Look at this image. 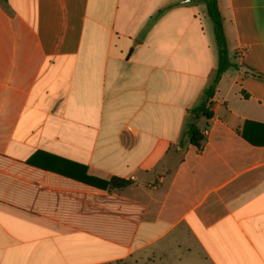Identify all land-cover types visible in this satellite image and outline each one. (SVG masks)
Here are the masks:
<instances>
[{
	"label": "crops",
	"instance_id": "1",
	"mask_svg": "<svg viewBox=\"0 0 264 264\" xmlns=\"http://www.w3.org/2000/svg\"><path fill=\"white\" fill-rule=\"evenodd\" d=\"M218 5L207 118L202 0H0V264H264V0Z\"/></svg>",
	"mask_w": 264,
	"mask_h": 264
},
{
	"label": "trees",
	"instance_id": "2",
	"mask_svg": "<svg viewBox=\"0 0 264 264\" xmlns=\"http://www.w3.org/2000/svg\"><path fill=\"white\" fill-rule=\"evenodd\" d=\"M205 2L207 5L208 14L212 17L214 23L215 40L218 51L217 72L213 84L205 90V100L197 109L194 110V114L197 117L203 115L204 117L210 118L212 116V113L209 110L210 106L208 105V102L214 96L217 86L224 73L231 67H233L234 64L231 62L229 57L227 38L223 26V17L219 9L218 0H205ZM187 135L191 143L198 147L201 146L202 142L205 139L204 133L199 130L195 123L191 124V126L189 127ZM86 181L89 185H94L102 189H106L108 187L110 189L122 188L129 184L128 181L118 178H114L109 182H104L103 184L95 183V181H93L90 177H88Z\"/></svg>",
	"mask_w": 264,
	"mask_h": 264
},
{
	"label": "rangeland",
	"instance_id": "3",
	"mask_svg": "<svg viewBox=\"0 0 264 264\" xmlns=\"http://www.w3.org/2000/svg\"><path fill=\"white\" fill-rule=\"evenodd\" d=\"M202 2L206 5L205 0H202ZM206 7H207V5H206ZM209 19H210V22H213V19H212V17L210 15H209ZM214 35H215V32H214Z\"/></svg>",
	"mask_w": 264,
	"mask_h": 264
},
{
	"label": "built area",
	"instance_id": "4",
	"mask_svg": "<svg viewBox=\"0 0 264 264\" xmlns=\"http://www.w3.org/2000/svg\"><path fill=\"white\" fill-rule=\"evenodd\" d=\"M207 133V130H204V134H206Z\"/></svg>",
	"mask_w": 264,
	"mask_h": 264
},
{
	"label": "water",
	"instance_id": "5",
	"mask_svg": "<svg viewBox=\"0 0 264 264\" xmlns=\"http://www.w3.org/2000/svg\"><path fill=\"white\" fill-rule=\"evenodd\" d=\"M189 1H191V0H189Z\"/></svg>",
	"mask_w": 264,
	"mask_h": 264
}]
</instances>
